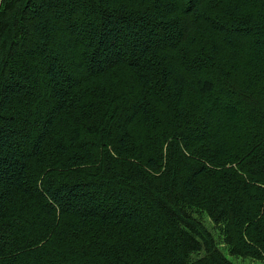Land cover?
Listing matches in <instances>:
<instances>
[{
    "label": "trees",
    "instance_id": "1",
    "mask_svg": "<svg viewBox=\"0 0 264 264\" xmlns=\"http://www.w3.org/2000/svg\"><path fill=\"white\" fill-rule=\"evenodd\" d=\"M225 254L264 260V0H0V264Z\"/></svg>",
    "mask_w": 264,
    "mask_h": 264
},
{
    "label": "rangeland",
    "instance_id": "2",
    "mask_svg": "<svg viewBox=\"0 0 264 264\" xmlns=\"http://www.w3.org/2000/svg\"><path fill=\"white\" fill-rule=\"evenodd\" d=\"M215 238L216 240H218L217 236H215ZM225 255L227 256L228 259H230L235 264H264V260H255V259H250L247 257L241 258V257L232 256L229 254H225Z\"/></svg>",
    "mask_w": 264,
    "mask_h": 264
}]
</instances>
